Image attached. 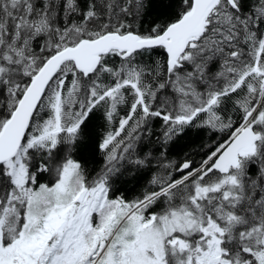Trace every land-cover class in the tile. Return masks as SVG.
Masks as SVG:
<instances>
[{
    "label": "snow or ice",
    "instance_id": "snow-or-ice-1",
    "mask_svg": "<svg viewBox=\"0 0 264 264\" xmlns=\"http://www.w3.org/2000/svg\"><path fill=\"white\" fill-rule=\"evenodd\" d=\"M0 264H264V0H0Z\"/></svg>",
    "mask_w": 264,
    "mask_h": 264
},
{
    "label": "trees",
    "instance_id": "trees-1",
    "mask_svg": "<svg viewBox=\"0 0 264 264\" xmlns=\"http://www.w3.org/2000/svg\"><path fill=\"white\" fill-rule=\"evenodd\" d=\"M163 9L158 5L154 4L150 9L149 15L145 17L143 27L147 28L150 26L151 22L161 13ZM99 114H97V117ZM103 121L100 119H95L93 128L91 129L94 133L93 142L96 136L103 131L102 128ZM207 141V137L204 134L200 136L190 135L189 137L180 140L177 144L169 151L168 156L170 159H180L185 153H190L199 150L200 144ZM82 152L87 154L86 157V167L90 172L98 169L101 164V158L99 154H92L88 148L82 149ZM159 155V153H156ZM79 159V157H77ZM198 158V157H197ZM155 165H153L154 167ZM149 178V174L145 173L138 176H133V174L129 173L126 176L121 178V182L116 185V188L120 189V192L125 195L127 198L131 199L137 194L140 193L142 188L144 187L147 179ZM42 182H47V180H42ZM119 194V193H118Z\"/></svg>",
    "mask_w": 264,
    "mask_h": 264
}]
</instances>
